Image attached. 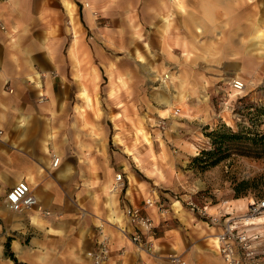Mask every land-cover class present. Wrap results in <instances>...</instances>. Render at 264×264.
I'll list each match as a JSON object with an SVG mask.
<instances>
[{
  "label": "crops",
  "instance_id": "obj_1",
  "mask_svg": "<svg viewBox=\"0 0 264 264\" xmlns=\"http://www.w3.org/2000/svg\"><path fill=\"white\" fill-rule=\"evenodd\" d=\"M172 1L168 15L145 16V24L154 25L152 33L163 32L154 48L161 57L158 69L165 71L158 83L162 92L148 98L150 105L175 100L195 115L200 107H216L221 92L230 89L226 80L264 78V49L256 41L264 29V0H240L235 6L233 0H218L214 9L210 6L214 18L208 36L194 19L186 20L192 11L203 14L201 0L187 3L192 11L186 0ZM91 15L82 0H0V264H92L87 251L96 245L102 217L110 238L107 264H174L168 258L173 251L188 264H224L216 248L219 226L181 202L162 213L146 210L157 226L154 250L138 251L128 239L133 226L123 209V216L118 213L120 202L142 204L145 186L133 173L137 186L110 188L109 130L96 113L95 97L102 110L138 107L140 85L135 65L121 67L116 56L111 73L102 76L103 62L90 57L99 48H90L87 32L96 26L105 34ZM191 23L192 35L187 32ZM104 41L113 44L108 37ZM236 67L241 76H233ZM54 156L60 158L56 166ZM23 179L41 213L9 208L6 194ZM219 212L231 211L220 207L211 213ZM14 214L22 217L21 224L12 222ZM7 241L16 260L6 250Z\"/></svg>",
  "mask_w": 264,
  "mask_h": 264
},
{
  "label": "rangeland",
  "instance_id": "obj_2",
  "mask_svg": "<svg viewBox=\"0 0 264 264\" xmlns=\"http://www.w3.org/2000/svg\"><path fill=\"white\" fill-rule=\"evenodd\" d=\"M219 1L201 0L203 14H198L197 11L193 14L192 5L187 4L193 3V0H186V7L192 11L186 16V20L192 22L194 19L197 26H202L201 33L208 36L209 22L211 17L214 18L212 11L213 15L210 16V6L214 9ZM237 1L240 0H233L234 6ZM172 4V0H82V5L90 8L91 17L105 34L102 37L96 26L87 32L90 48L92 49V45L99 48L96 52L91 50L90 57L94 56L96 61L99 59L103 62L100 66L102 76L105 77L104 73H111L110 60L116 56L120 57L121 67L127 69L129 65H135L137 83L140 85L138 93L142 104L138 107H104L102 110L98 107V96L95 97L96 113L103 115L104 126L109 130L108 152L105 150L107 165L112 166L110 171L113 180L117 172L122 173L125 185L123 190L129 185L131 188L134 184L137 186L138 183L132 175L134 173L145 186V196L155 190L159 199L167 207L173 204L174 209L180 208L179 202L192 208L187 204L188 201H193L199 207L208 206L210 213L226 207L231 211L230 215L249 217L246 227L250 232L260 233L264 238V210L257 214L247 212L249 205L259 199H255L251 191L235 196L233 188L236 182L264 172V149L253 151L251 155L259 157H252L243 155L240 144H237L226 152L227 157L204 169L192 161L202 149L211 148L208 133L220 126H223L221 131L230 127L234 131L248 128L254 132H264V78L243 80L245 89L238 94L233 89L230 90L231 88L223 90L216 107H200L199 113L195 115H192L191 107H181L175 100L163 98L162 105H150L148 98L153 93L159 96L162 92L158 83L165 71L158 69L159 63H156L161 57L156 54L160 52L154 48L162 43L160 33L163 32L162 28H158V33H152L150 30L154 29V25L145 24V16L152 18L162 12L168 15L167 10L173 7ZM253 5H256V1L250 2L249 10L255 9ZM255 17L254 12V16L250 18ZM188 29L187 32L191 35L192 31H196L193 23ZM113 36H117V42L113 41ZM258 36L256 41L259 48L264 49V29H260ZM107 37L112 39L113 44L103 42ZM192 40L190 38L191 42ZM186 55L192 57L190 54ZM204 60L209 62L208 49ZM237 71V67L236 70L233 69V76H241L235 73ZM229 81L226 80L228 88ZM209 100L210 97H206V101ZM176 109H179L177 113ZM113 180L109 184L110 188L115 185ZM262 199L264 198L260 200ZM122 206L120 202V210L117 209L120 215ZM194 210L196 215L201 216L196 208ZM257 216L262 219L257 220ZM105 219L100 218L98 224L102 222L106 226ZM21 221L22 217L14 214L12 222L21 224Z\"/></svg>",
  "mask_w": 264,
  "mask_h": 264
},
{
  "label": "built area",
  "instance_id": "obj_3",
  "mask_svg": "<svg viewBox=\"0 0 264 264\" xmlns=\"http://www.w3.org/2000/svg\"><path fill=\"white\" fill-rule=\"evenodd\" d=\"M1 25V23H0ZM2 26V25H1ZM229 86L236 94L245 89V82L239 78H232ZM179 109L175 110V113ZM60 158L54 156L52 165H58ZM125 187L122 173L116 174L114 188L123 190ZM6 200L10 209L18 212L35 211L41 213L42 207L38 199L31 193L30 185L26 180L17 181L7 192ZM189 205L197 212L207 218L210 223L217 224L219 230L216 233V248L224 264H264V238L260 233L250 232L247 228L249 217L233 216L228 212L217 214L209 213L206 207H199L193 201ZM155 208L165 212L169 207L159 199L158 193L154 190L149 192L140 205H130L123 202V213L127 221L133 226L128 239L134 244L138 251H152L155 248L157 236L156 224L147 209ZM264 210V199L251 203L248 213L257 214ZM48 213V211H46ZM98 238L94 248L87 251L92 264H107L110 256L109 234L101 222L97 225ZM169 260L174 264H188L186 258L178 252H170Z\"/></svg>",
  "mask_w": 264,
  "mask_h": 264
},
{
  "label": "trees",
  "instance_id": "obj_4",
  "mask_svg": "<svg viewBox=\"0 0 264 264\" xmlns=\"http://www.w3.org/2000/svg\"><path fill=\"white\" fill-rule=\"evenodd\" d=\"M213 129L208 133L211 139V148L202 149L199 155L192 158L193 162L199 164L200 168L204 169L210 165H214L225 157L230 147L237 144L242 148V154L252 157H259L251 155L257 149H264V132H254L248 128L240 129L238 131L232 130L230 127ZM235 196H240L248 192H253L255 199L264 198V172H261L251 178L243 179L234 185ZM6 250L8 254L14 259L12 252L9 250V241L6 242Z\"/></svg>",
  "mask_w": 264,
  "mask_h": 264
},
{
  "label": "bare ground",
  "instance_id": "obj_5",
  "mask_svg": "<svg viewBox=\"0 0 264 264\" xmlns=\"http://www.w3.org/2000/svg\"><path fill=\"white\" fill-rule=\"evenodd\" d=\"M257 220H261L262 219V217H260V216H257V217H255Z\"/></svg>",
  "mask_w": 264,
  "mask_h": 264
}]
</instances>
